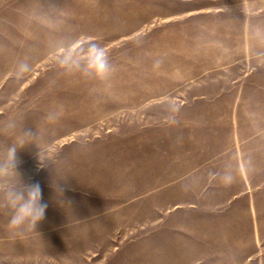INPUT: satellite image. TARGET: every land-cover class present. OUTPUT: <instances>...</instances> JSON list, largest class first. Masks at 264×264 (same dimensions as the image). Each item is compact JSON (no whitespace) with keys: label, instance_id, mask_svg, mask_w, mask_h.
Listing matches in <instances>:
<instances>
[{"label":"rangeland","instance_id":"1","mask_svg":"<svg viewBox=\"0 0 264 264\" xmlns=\"http://www.w3.org/2000/svg\"><path fill=\"white\" fill-rule=\"evenodd\" d=\"M247 83L264 107V0H0V163L16 147L46 205L33 230L0 209V264H221L188 252V193L142 192L137 153L78 162L62 149L138 128L124 120L140 106L170 115ZM165 136L164 170L186 174Z\"/></svg>","mask_w":264,"mask_h":264},{"label":"crops","instance_id":"2","mask_svg":"<svg viewBox=\"0 0 264 264\" xmlns=\"http://www.w3.org/2000/svg\"><path fill=\"white\" fill-rule=\"evenodd\" d=\"M258 93V85L247 83L221 94L194 95L170 115L158 105H143L124 120L137 121L138 128H115L107 145L96 139L71 142L62 150L77 161L107 158L116 163L137 153L144 162L139 173L142 192L148 193L150 184L158 187V195L189 194L188 252L211 253L221 264H264V107L255 103ZM166 128L181 147L173 160L188 166L184 175L164 170V157H159ZM149 147L157 151L151 169L146 164ZM165 221L173 238L180 231L177 223Z\"/></svg>","mask_w":264,"mask_h":264},{"label":"clouds","instance_id":"3","mask_svg":"<svg viewBox=\"0 0 264 264\" xmlns=\"http://www.w3.org/2000/svg\"><path fill=\"white\" fill-rule=\"evenodd\" d=\"M24 141L19 142L23 147ZM38 161L41 166L42 158ZM39 184H29L19 171L16 147L9 148L5 162L0 163V209L11 213L9 228L33 230L44 217L46 205L41 203Z\"/></svg>","mask_w":264,"mask_h":264}]
</instances>
